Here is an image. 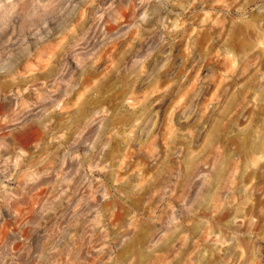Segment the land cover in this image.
<instances>
[{
	"label": "clouds",
	"instance_id": "9594fccd",
	"mask_svg": "<svg viewBox=\"0 0 264 264\" xmlns=\"http://www.w3.org/2000/svg\"><path fill=\"white\" fill-rule=\"evenodd\" d=\"M0 264H264V0H0Z\"/></svg>",
	"mask_w": 264,
	"mask_h": 264
}]
</instances>
